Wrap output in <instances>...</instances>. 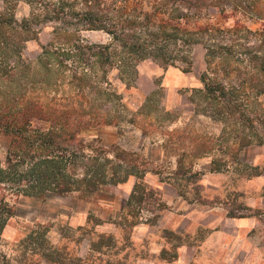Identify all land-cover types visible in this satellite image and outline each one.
Listing matches in <instances>:
<instances>
[{
  "label": "trees",
  "instance_id": "1",
  "mask_svg": "<svg viewBox=\"0 0 264 264\" xmlns=\"http://www.w3.org/2000/svg\"><path fill=\"white\" fill-rule=\"evenodd\" d=\"M15 1L5 0L11 11L0 10V131L9 137L0 161V230L12 213L7 196L86 197L146 171L135 164L136 150L84 136L113 121L111 67L122 79L144 58L189 64L190 46L200 44L202 98L222 122L220 133L237 138L235 150L264 146V0H20L28 11L18 19ZM203 8L261 19L262 26L251 30L238 17L225 28L197 22ZM47 21L54 23L50 40L33 57L24 53ZM80 29L103 31L110 41L83 42ZM209 163L208 170L219 168Z\"/></svg>",
  "mask_w": 264,
  "mask_h": 264
},
{
  "label": "rangeland",
  "instance_id": "2",
  "mask_svg": "<svg viewBox=\"0 0 264 264\" xmlns=\"http://www.w3.org/2000/svg\"><path fill=\"white\" fill-rule=\"evenodd\" d=\"M6 5L0 0V10L11 11ZM11 8L16 19L28 11L20 0ZM200 13L197 22L223 28L233 26L235 17L251 30L262 26L261 19L239 13L223 17L210 8ZM52 24L41 23L37 38L28 39L23 52L31 57L39 52V43L51 38ZM78 34L83 42L110 41L100 30L80 29ZM189 55V64L144 58L136 63L135 74H122V79L111 67L107 77L118 93L108 110L113 121L90 128L84 136H96L106 147L136 150L135 164L146 171L86 197L76 191L7 196L12 213L0 230V264H148L152 237L166 247L168 259L175 245L190 240L182 236L186 233L160 227L164 215L201 205L210 212L237 214L250 195H264V185L254 183L264 175V146L235 150L237 138L220 133L222 122L202 98V46H190ZM8 139L0 131V161ZM222 144L228 147L222 150ZM211 159L218 169L208 170ZM133 182L134 193L126 204ZM139 224L144 226L141 231Z\"/></svg>",
  "mask_w": 264,
  "mask_h": 264
},
{
  "label": "crops",
  "instance_id": "3",
  "mask_svg": "<svg viewBox=\"0 0 264 264\" xmlns=\"http://www.w3.org/2000/svg\"><path fill=\"white\" fill-rule=\"evenodd\" d=\"M255 182L264 185V175ZM242 210L237 214L210 212L201 205L164 215L159 226L186 233L182 236L190 241L175 245L167 259L163 254L166 247L150 238L148 264H229L232 257L238 264H264V195H250ZM143 229L137 226L138 231Z\"/></svg>",
  "mask_w": 264,
  "mask_h": 264
},
{
  "label": "built area",
  "instance_id": "4",
  "mask_svg": "<svg viewBox=\"0 0 264 264\" xmlns=\"http://www.w3.org/2000/svg\"><path fill=\"white\" fill-rule=\"evenodd\" d=\"M237 261H239V260L236 259L235 257H232V258L230 259V261H229V264H238Z\"/></svg>",
  "mask_w": 264,
  "mask_h": 264
}]
</instances>
